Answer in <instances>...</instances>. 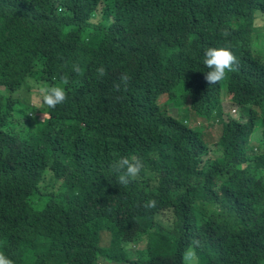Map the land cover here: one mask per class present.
Segmentation results:
<instances>
[{
    "label": "trees",
    "instance_id": "1",
    "mask_svg": "<svg viewBox=\"0 0 264 264\" xmlns=\"http://www.w3.org/2000/svg\"><path fill=\"white\" fill-rule=\"evenodd\" d=\"M263 19L264 0H0V255L10 264H264V64L244 56L241 72L209 84L203 52L189 48L205 50L200 23L210 45L249 50L238 31L264 37ZM31 84L62 86L65 100L51 109L23 104ZM165 90L223 124L214 150L203 128L156 102ZM137 92L153 99V118L136 147L98 143L111 111L134 114ZM225 96L250 125L215 116ZM35 109L43 120L22 113ZM260 118L261 143L248 145ZM132 155L139 178L119 184L112 164ZM248 162L259 169L242 171ZM47 170L56 175L52 191L43 186ZM154 214L166 231L156 240ZM104 233L115 251L102 248ZM186 237L199 240L187 252Z\"/></svg>",
    "mask_w": 264,
    "mask_h": 264
},
{
    "label": "clouds",
    "instance_id": "2",
    "mask_svg": "<svg viewBox=\"0 0 264 264\" xmlns=\"http://www.w3.org/2000/svg\"><path fill=\"white\" fill-rule=\"evenodd\" d=\"M226 4H227V0H220V7L226 6ZM198 28H199V38L203 43L205 50H201L196 45H193V43L191 42H189V48L194 49L195 53L203 52L202 63L208 69L207 71L204 72V78L209 84H215L223 80L226 74V70L228 69H230L232 73L235 70H237L238 73L241 72L245 64L244 56L264 64V59L260 57V53L264 51V37L259 36L256 38H252L248 35L245 36L244 30H239L238 31L239 39L242 45L247 47L249 50H244L241 47L235 45V43H231V45H229L228 47H223V46L219 47V45L218 46L210 45L212 35L210 34L207 28L202 26L200 23H198ZM239 54L242 55L241 61H239V57H238ZM73 70L78 71L75 65L73 66ZM260 73L261 71L255 69L252 72H250L247 76L256 77ZM121 80L126 81L127 76H122ZM194 88L196 87L192 86L189 89H194ZM34 92H36V90ZM39 93H40L41 102L50 109L54 108L58 104H61L65 100V91L63 87L59 85L41 87L39 89ZM31 94H33V92H31ZM15 96H17V93L15 94ZM136 96L141 100V103L135 106L134 114L130 109L129 112L126 111L115 112V110L111 111L112 118L114 119L113 125L107 126V131L101 133V135L98 137L97 140L98 143L102 144L107 142H118L121 144V146L128 145L131 147H136L134 145V140L139 138L141 133H143L148 128V125L150 124L153 118L152 115L153 105L151 102L153 99L148 98V96L140 92H137ZM156 98H158L156 102H158L162 106V108L163 107L166 108L167 114H171L175 119L177 118L184 119L185 124H187L191 129L201 127V126L191 125L193 114L202 117V115H200L198 112L193 110L192 108L193 102L191 98L182 101L184 103L180 104V102H176L173 100V97L170 95L169 91L167 90H165L162 94L157 95ZM222 98H223L222 104H224V101L228 99V102L231 103L232 106H234L230 111L235 112L237 108L238 110L242 108V105L240 103L229 99L228 96ZM27 99L28 96L25 99H21L22 103L25 104L24 101H26ZM33 101L34 100L32 98H30V101L27 100V102H29L31 105H35L36 103ZM174 111L175 113H173ZM22 113L24 115H27L28 118H33L34 120L44 119V115H41L40 111L37 109H35L34 111L22 110ZM202 118L205 119V117ZM137 119H140V122H138ZM205 121L208 122L209 120H205ZM94 123L97 125L99 131L103 124L101 122H94ZM262 131H263V127H262ZM136 157L137 156L135 155L124 158L121 157L117 161L113 162L112 164L113 170L122 171V174L117 177V182L119 184L128 183L130 177H133L134 181L139 178V175L138 176L135 175L139 172L141 165L140 162L138 161V157L137 160ZM251 168L259 169V165L255 164L254 162H248L245 166H243L242 171H249ZM53 174L55 175L54 172ZM53 174L50 170H47L43 176V186L49 188V190L51 191H52L51 185L57 187L56 182L54 181L51 182V179L54 178ZM143 178H144L143 180H145V177ZM55 180L57 181V179ZM159 182L160 181L149 184L156 186ZM42 192L48 193L45 191ZM196 196L207 198L206 193L203 196H199V195ZM44 202H45L44 200H37L36 206L38 208H41ZM151 204L152 202L150 201L149 206H151ZM160 222H161V218L157 214H154V217L151 219V223L149 226L151 233L153 235V240L166 236V231L163 229L162 224H160ZM172 224H174L175 226V231L181 232V228L178 226V224H176L175 222H172ZM103 235H104V240L101 242L102 248H104L105 251L108 249H112L113 251H115L114 248L110 247L111 238L109 233H104ZM167 241L168 240L166 239L164 244L167 243ZM104 242H106L107 244L104 245ZM185 242L190 243V245L186 247L185 252H187L193 249L198 244L199 240L196 237H186ZM141 245H146V242L142 241ZM141 245L137 246L136 250H141L142 249ZM64 251L65 250H63V252ZM0 264H10V260L5 256L0 255Z\"/></svg>",
    "mask_w": 264,
    "mask_h": 264
},
{
    "label": "rangeland",
    "instance_id": "3",
    "mask_svg": "<svg viewBox=\"0 0 264 264\" xmlns=\"http://www.w3.org/2000/svg\"><path fill=\"white\" fill-rule=\"evenodd\" d=\"M258 25L259 26H264V19L259 21L258 22ZM41 86L40 84H31V89L33 90V94H30L28 95V92H29V87L26 85L23 89H22V94H21V97L20 99H25L27 96H28V99L30 101V98H32L36 104H37V101L38 100H41L40 99V96H38L37 94H35V90L36 91H39L37 89H40ZM18 107V105H17ZM234 106H232L231 103L228 102V99L224 101V104H220L216 110H215V116H219L220 112L221 111H225V121H228L229 120V117L230 118H238L239 122L240 123H246L248 125L251 124V119L250 117L248 116L247 112H246V109L244 108H241L234 112V111H230ZM175 113V111L173 112ZM232 116H230V115ZM33 116V115H32ZM191 125L192 126H201L204 130V144L208 145L209 148L211 149H215L216 148V144L218 142V140L220 139L221 137V132H222V126L223 124L220 123L218 124L217 122V119H209V121H205L204 118L198 116V115H195L193 114L192 115V120H191ZM262 127H263V123H262V119H258L255 123V126H254V122H253V126H251L249 128V131H250V138H249V143L248 145H253V146H256L258 144L261 143V139H262ZM204 150V147L202 146H198L196 148V153L199 154V153H202ZM107 243L104 242V245H106Z\"/></svg>",
    "mask_w": 264,
    "mask_h": 264
},
{
    "label": "bare ground",
    "instance_id": "4",
    "mask_svg": "<svg viewBox=\"0 0 264 264\" xmlns=\"http://www.w3.org/2000/svg\"><path fill=\"white\" fill-rule=\"evenodd\" d=\"M221 142V141H220Z\"/></svg>",
    "mask_w": 264,
    "mask_h": 264
}]
</instances>
